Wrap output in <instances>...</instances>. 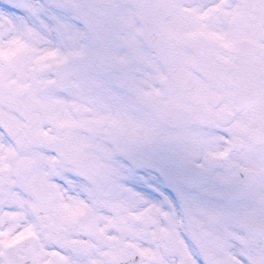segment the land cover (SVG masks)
<instances>
[{
    "label": "snow or ice",
    "instance_id": "1",
    "mask_svg": "<svg viewBox=\"0 0 264 264\" xmlns=\"http://www.w3.org/2000/svg\"><path fill=\"white\" fill-rule=\"evenodd\" d=\"M0 264H264V0H0Z\"/></svg>",
    "mask_w": 264,
    "mask_h": 264
}]
</instances>
